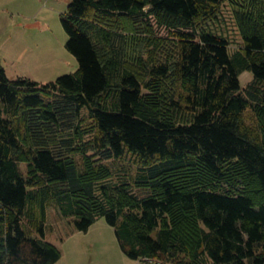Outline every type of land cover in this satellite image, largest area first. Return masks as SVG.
I'll list each match as a JSON object with an SVG mask.
<instances>
[{
  "label": "trees",
  "instance_id": "1",
  "mask_svg": "<svg viewBox=\"0 0 264 264\" xmlns=\"http://www.w3.org/2000/svg\"><path fill=\"white\" fill-rule=\"evenodd\" d=\"M226 2L233 54L207 29ZM62 24L76 73L0 64V264L61 259L54 204L80 232L105 218L131 260L264 264V0H72ZM128 155L136 179L113 183Z\"/></svg>",
  "mask_w": 264,
  "mask_h": 264
},
{
  "label": "rangeland",
  "instance_id": "2",
  "mask_svg": "<svg viewBox=\"0 0 264 264\" xmlns=\"http://www.w3.org/2000/svg\"><path fill=\"white\" fill-rule=\"evenodd\" d=\"M72 0H0V64L11 80L27 78L40 84L56 82L76 73L79 62L67 49L69 36L62 24ZM227 39L231 54L244 47L235 18V8L226 2L217 18L207 26ZM243 88L254 80L252 73L240 77ZM252 120V114L247 115ZM114 170L113 183H133L139 172L135 157L107 161ZM21 169L26 174V165ZM136 193L141 192L135 189ZM29 228V227H28ZM30 230V229H29ZM34 237L38 235L33 231ZM46 240L59 248L56 264H139L128 258L119 245L115 228L105 218L99 219L88 232L75 229L72 217L63 215L57 205L48 209ZM142 263V261H141ZM148 264H162L158 260Z\"/></svg>",
  "mask_w": 264,
  "mask_h": 264
},
{
  "label": "built area",
  "instance_id": "3",
  "mask_svg": "<svg viewBox=\"0 0 264 264\" xmlns=\"http://www.w3.org/2000/svg\"><path fill=\"white\" fill-rule=\"evenodd\" d=\"M141 261H142V260H141ZM141 261H140L139 264H148V263H146V262H147V261H150V260H143L142 263H141Z\"/></svg>",
  "mask_w": 264,
  "mask_h": 264
}]
</instances>
